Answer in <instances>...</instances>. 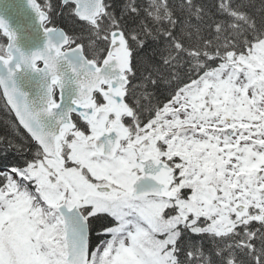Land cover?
<instances>
[{
  "label": "snow or ice",
  "instance_id": "1",
  "mask_svg": "<svg viewBox=\"0 0 264 264\" xmlns=\"http://www.w3.org/2000/svg\"><path fill=\"white\" fill-rule=\"evenodd\" d=\"M0 264H264V0H0Z\"/></svg>",
  "mask_w": 264,
  "mask_h": 264
}]
</instances>
